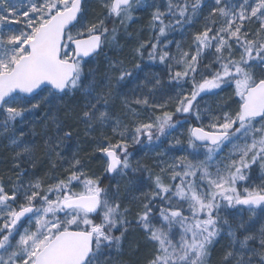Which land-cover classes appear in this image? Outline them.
Returning <instances> with one entry per match:
<instances>
[{"label":"snow or ice","instance_id":"6c2138e0","mask_svg":"<svg viewBox=\"0 0 264 264\" xmlns=\"http://www.w3.org/2000/svg\"><path fill=\"white\" fill-rule=\"evenodd\" d=\"M99 3L90 20L89 0H0V137L16 176L0 178V264H115L130 227L152 248L147 264H208L225 238V264H264V0ZM147 9L152 36L134 50L139 62L110 61L112 75L97 80L90 64L116 43V25ZM201 17L187 48L176 41L173 52L169 36ZM132 82L137 91L121 92L128 124L109 105L113 87ZM226 89L227 109H200L198 98ZM43 108L40 175L30 170L36 133L22 125ZM62 112L92 137L103 178L60 151L72 139ZM186 124L187 149L169 142L158 171L133 162L131 145L159 147Z\"/></svg>","mask_w":264,"mask_h":264},{"label":"rangeland","instance_id":"374dc122","mask_svg":"<svg viewBox=\"0 0 264 264\" xmlns=\"http://www.w3.org/2000/svg\"><path fill=\"white\" fill-rule=\"evenodd\" d=\"M148 2L151 3L152 0H148ZM94 10L96 11V14H93ZM102 11H103V9L100 7L99 0H89L88 19L93 20L95 18L100 17ZM144 11L146 12V10L138 11V12L135 13V15L138 14L139 12H141L143 14H146ZM149 14H151V9H149V11H148V15ZM127 26H128L127 27V30H128L130 28L129 26H131V23H128ZM111 27H112V25L109 24V28H111ZM116 27L120 28L121 26L120 25H116ZM123 29L126 30L125 28H123ZM133 32H134V34L135 33L137 34L138 33V29L135 28L133 30ZM138 36H139V33H138V35H136V37H138ZM117 37H118V35H117ZM130 43H131V41L128 39L127 40V44L130 45ZM114 45L110 46V45L106 44L104 49H103V51L101 52V54L90 64V68L95 70L96 67L98 66V64L105 58V56L108 55L107 53L116 52L117 50H113L114 49ZM127 53L129 54V52H127ZM87 70L88 69H86V71ZM150 71L160 75L162 78L164 77L162 65H153V66H151ZM105 73H108V75H109V72H107L105 70L102 80H104V78H105ZM140 75L143 76L144 74L141 73ZM137 83L138 82L126 83V86L122 85L119 88L113 87V93L114 94L112 96L114 97V99L112 101L116 100V101H118V104L122 105L121 92L126 93L129 96H131L134 91H137V89H136V84ZM159 99L165 100V99H167V96H161V97H159ZM170 103L171 102H169V107H170ZM198 103H199L200 109L202 111H205V112L210 111L212 109V106H213V111H217L219 108L227 109L228 106L230 104H232L231 89H226L224 91H221L220 94L217 95V96H213V95H210V94L209 95H204L203 99L198 98ZM40 112L42 114H44V116H45V113L47 112V108H43L42 111L38 110L37 114L40 113ZM125 112H126V110L123 108V105H122L121 109H119V108L117 109L116 115L119 116L121 119H123L125 121V123L129 124V122H127V121H131V119L125 114ZM35 116L29 117V121L26 122L24 125H22V127H23V129H24L26 134L35 132L36 136L34 138L37 140L38 139V132H39L38 131L39 124H37L38 122H37ZM61 116H64L65 119L69 118V117L63 115V112L61 113ZM69 121L71 123L74 122L73 123L74 126L77 123V121H75L74 119H71V118H69ZM44 123H46V122H44ZM44 123H43V127L45 125ZM43 127H40L41 130H44ZM186 129H187V124H186ZM71 130L72 131H76V132L75 133L72 132V139L65 142L67 147H63L62 146L60 148V151L62 153H67L68 156H71L73 153H75V154H77L79 156V158L82 159V156L79 153L80 146L78 145V143H80L81 139H84L86 142L89 141L88 144L90 145L91 153L97 159V157L100 154L94 151V144H93V141H92V137L88 136V135H85V127H84V125L78 123V125L74 127V130L72 129V127H71ZM183 130H184V127L181 128V127L178 126V128L176 130H173V132H177L178 133V135H179L178 139H180V141H181V145H179L178 148L187 149V135L185 134V131H183ZM50 131H54V129H50ZM108 131H110V129ZM94 135L98 136L97 133H95ZM161 139L164 142L160 143L159 147H155V148H152V147H149V146H142V145H131L129 147V152L132 153L133 162L135 163L136 160H139L144 165H146L148 169H150V167H152L156 171H158L157 162L159 160H161V159H166L165 156L158 155V153H164L166 149H169V142H173L171 135L169 137H167V138H161ZM1 140H2V137H0V141ZM170 151L171 152H176L177 149L174 148V149H171ZM42 152L45 154V159L48 162V157H47L45 151L42 150ZM97 160H98L100 166L103 168L102 160H100V159H97ZM145 160L150 161L151 166L149 165L148 162H146V164H145ZM57 163L59 164V163H61V161H57ZM35 165H36V163H35ZM33 169H35V167L34 168H30L31 171H33ZM92 173H94V172H92ZM96 175H99V176H101L103 178L104 174L102 172V169ZM145 176H147V173H145ZM256 176L260 177V172L257 171V170L254 171L253 174H252V177H256ZM118 179H119V183H121L123 181L125 182V180L127 181L128 178L125 177V178H122V179L121 178H118ZM254 181L256 183H259L260 179L257 178ZM104 184L106 186L108 185V183H104ZM129 220L134 222V220H135L134 215L133 216H129ZM139 240H141V241H139ZM220 241H222V243L226 246L225 248L228 249L229 241L226 238L225 239H221ZM138 242H142V243L144 242L142 244V246H144V247L148 246L149 256H147L146 259H149V257L152 254L151 246L146 242V240L144 238V235H143V233H142V231L140 229L135 228V227H131V228H129L128 232L125 235V238H124L123 243H122L121 250L119 251V253L115 254V264H122L123 261H125L127 264H130L129 259H125L126 258V254L129 253V250H128L129 248H131L133 250V252H134L136 250V248L138 247L137 246ZM127 255H129V254H127ZM216 256H217V259L219 261L223 260L224 254L222 252V249H221V251L219 253H217ZM144 261L145 262L143 264H147V260H144Z\"/></svg>","mask_w":264,"mask_h":264},{"label":"trees","instance_id":"16d2710c","mask_svg":"<svg viewBox=\"0 0 264 264\" xmlns=\"http://www.w3.org/2000/svg\"><path fill=\"white\" fill-rule=\"evenodd\" d=\"M159 1H160V3L163 2V0H159ZM148 11H149V9H147L146 12L144 11L146 14H143L141 12H139L136 15L134 14L133 21L130 22L131 26H129L130 28L128 30H127L128 26L125 28L126 30L123 29L124 27L119 28L118 37L116 38V43H115L114 49H113V50H117V51L114 53H112V52L107 53L108 55L105 56V58L98 64V66L94 70L97 80L103 79V75H104L105 70L107 72H109V75H112V73L109 71V62L110 61H122L123 64L128 69H132L134 63L139 62L138 58H136V59L132 58L134 50L140 45V43L148 41L152 36V32H151V29L149 27L151 14L148 15ZM93 14H96L95 10L93 11ZM202 24H203V17H201L200 21L198 23H195L187 32L181 33L179 31H177V32L172 33L169 36V39H172L174 41L173 45L171 46L172 51L173 52L176 51V48H175V42L176 41L181 42L182 45L185 48H187L188 43H189L188 38H190L191 33L193 31H196L197 29H199L202 26ZM135 28L138 29V33H139L138 37H136V35H138V33L137 34L135 33L136 34L135 35L133 32V30ZM128 39L131 41L130 45L127 44ZM127 52H129V54ZM162 69H163V66H162ZM113 94L114 93H113V89H112V95ZM109 106L112 109V111L115 113V115H116L117 109L118 108L121 109V107H122V105L118 104V101H116V100L110 102ZM170 107H174V104L170 103ZM210 111H213V106H212V109ZM63 115H64V113H63ZM62 118L65 120L66 124L70 123L69 118L65 119L64 116H62ZM127 122H129V124L132 123V121H127ZM72 129L74 130V127H72ZM38 131H39L38 132V139L36 140L38 150L36 151V155H35L36 165H35V169H33V171L37 172L40 175H43L44 172L48 170L47 169L48 162L45 159V154L42 152V150H44L43 149V140H42L44 130H41V128L39 127ZM183 131H185V134H186V125L184 126ZM72 132L75 133L76 131H72ZM108 132L110 133V131H108ZM52 133H54V131H50V129H49V134H52ZM97 134L99 136V133H97ZM171 136H172L173 141L179 137L177 132H172ZM88 142H86L84 139L80 140V143H78V145L80 146L79 153L82 156V160L85 162V164L91 170V172H94V173L100 172L102 167L100 166L96 157H94V155L91 153V148H90V145L88 144ZM10 148H11L10 144L7 140L0 141V178H3L5 181H7L10 176L12 177V179H16L15 171H14L13 165H12L13 155H11V153H10ZM146 162H148L149 165L151 166L150 161L145 160V164H146ZM25 166H28V165H25ZM150 169L153 171H156L152 167H150ZM257 171H259V170H257ZM257 178H259V176L252 177L253 180H255ZM104 181H107L108 184L110 183V181L108 179H104ZM126 184H127L126 180H125V182L123 181L120 183L122 196L125 195L124 188H125ZM133 224H134V222H133ZM139 241H141V240H139ZM143 243L138 242V245H137L138 247L136 248V250L134 252L131 248L128 249L129 253H127V254H129V255L126 254L125 259H129L130 264H143L145 262L144 260H148L146 258H147V256H149V249H148V246H146V247L142 246ZM225 247L226 246L222 243V241H219L218 243L214 244L211 248L210 255L208 257V264H220L221 262H223L224 259L222 261H219L217 259L216 255H217V253H219L221 251V249H222L223 254H225V252H226L224 250ZM124 262L125 261H123V263ZM223 264H225V262Z\"/></svg>","mask_w":264,"mask_h":264},{"label":"bare ground","instance_id":"6f19581e","mask_svg":"<svg viewBox=\"0 0 264 264\" xmlns=\"http://www.w3.org/2000/svg\"><path fill=\"white\" fill-rule=\"evenodd\" d=\"M73 123H74V122H72V123L70 122L68 125H69V126H71V127H75V126H77V125H78V122L76 123V125H75V126L73 125ZM224 250L226 251L227 249L225 248ZM223 263H224V261H223V262H221L220 264H223Z\"/></svg>","mask_w":264,"mask_h":264}]
</instances>
